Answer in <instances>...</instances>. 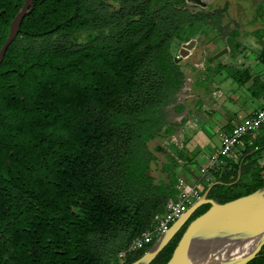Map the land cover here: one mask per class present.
<instances>
[{
  "label": "trees",
  "instance_id": "1",
  "mask_svg": "<svg viewBox=\"0 0 264 264\" xmlns=\"http://www.w3.org/2000/svg\"><path fill=\"white\" fill-rule=\"evenodd\" d=\"M183 1L34 0L0 65V264H129L151 247L120 261L176 195L186 156L169 155L167 183L149 173L148 141L172 131L163 109L184 82L172 46L225 11ZM23 3L0 0V48ZM83 31L94 34L75 42ZM236 155L214 173L223 183L209 197L221 203L264 186V127ZM187 226L151 264L171 258ZM247 264H264V246Z\"/></svg>",
  "mask_w": 264,
  "mask_h": 264
},
{
  "label": "rangeland",
  "instance_id": "2",
  "mask_svg": "<svg viewBox=\"0 0 264 264\" xmlns=\"http://www.w3.org/2000/svg\"><path fill=\"white\" fill-rule=\"evenodd\" d=\"M105 1L115 8L120 5V0ZM166 1L184 3L183 0H155V5ZM186 3L187 8L193 12L211 13L218 9L225 11L219 27L195 22L182 32L183 38H178L173 43L172 51L176 57L184 43L191 39L197 40L191 54L180 61L184 72L183 85L175 94L173 102L163 109V116L172 126V131L154 136L148 141V148L154 156L149 173L156 182L164 180L167 183L171 180L170 171L163 167L170 161L169 155H180L178 148L182 143L194 144L193 137L200 136L206 130H209V134L204 135L205 142L201 143L203 149L210 153L211 147H215L214 143H219L218 136L210 132L211 126L205 121L213 114L210 104L216 106L215 103L219 102L221 97L222 87L214 81V74L220 71V68L229 67L233 72L236 69L237 52L235 47L225 51L226 39L234 38L238 42L237 49L243 48V43L248 39L264 40V0H212L207 3L202 0H186ZM92 34L94 33L89 31L80 32L74 37V41L83 42ZM244 47L259 53V45L249 44ZM262 163L264 164V156Z\"/></svg>",
  "mask_w": 264,
  "mask_h": 264
},
{
  "label": "water",
  "instance_id": "3",
  "mask_svg": "<svg viewBox=\"0 0 264 264\" xmlns=\"http://www.w3.org/2000/svg\"><path fill=\"white\" fill-rule=\"evenodd\" d=\"M202 1L207 3L212 0ZM33 8L34 0H24L22 7L13 18L7 39L0 48V65L9 46L21 31L24 18ZM226 44L227 52L233 49L235 40L228 37ZM196 45V39L184 43L179 55L175 57L176 62L179 63L183 58L188 57ZM241 176L242 165L235 182H238ZM221 183L223 182L211 183L197 202L166 232L158 236L141 257L129 264H151L187 224L173 255L165 264H247L258 256L264 246V186L221 203L209 197L211 189ZM207 204L211 207L190 221L195 212Z\"/></svg>",
  "mask_w": 264,
  "mask_h": 264
},
{
  "label": "crops",
  "instance_id": "4",
  "mask_svg": "<svg viewBox=\"0 0 264 264\" xmlns=\"http://www.w3.org/2000/svg\"><path fill=\"white\" fill-rule=\"evenodd\" d=\"M263 41L262 38L245 41L243 48L241 47L236 50L238 61L235 65V71L233 72L229 67L220 68V71L213 76L214 81L219 83L222 88L219 102L215 103L216 106L210 104V107L213 108V114L208 116L205 121L207 125L211 126L212 131L210 132H214L219 140V143H214L213 141L215 147H211V152L220 144V134L222 132L229 130L234 124L249 116L258 107L264 105ZM236 43L237 41L235 40V45ZM249 44L259 45V53L253 52V49L244 47ZM257 78L259 79L258 84H256ZM255 84L256 86H254ZM207 133L209 134V130H206L200 136H194V144L183 145L182 143L179 146H184L186 156L182 158L178 157L177 159L178 167H176V172L178 177H183L191 183L199 181V167L207 163L211 153L206 152L203 149L204 147L201 146V143L205 142L204 135H207ZM172 156L176 158L177 155L172 153ZM163 169H166L165 165Z\"/></svg>",
  "mask_w": 264,
  "mask_h": 264
},
{
  "label": "built area",
  "instance_id": "5",
  "mask_svg": "<svg viewBox=\"0 0 264 264\" xmlns=\"http://www.w3.org/2000/svg\"><path fill=\"white\" fill-rule=\"evenodd\" d=\"M263 127L264 105L229 130L222 132L219 146L210 153L207 163L199 167V181L191 183L183 177H178L175 185L177 193L168 199L165 212L156 215L153 227L135 237L129 246L119 253L120 261L124 262L129 254L145 248L166 232L202 196L204 185L213 182L214 173L222 172L226 168L227 160L237 157V151L243 145L245 137L255 136Z\"/></svg>",
  "mask_w": 264,
  "mask_h": 264
},
{
  "label": "flooded vegetation",
  "instance_id": "6",
  "mask_svg": "<svg viewBox=\"0 0 264 264\" xmlns=\"http://www.w3.org/2000/svg\"><path fill=\"white\" fill-rule=\"evenodd\" d=\"M191 220V219H190ZM189 223V222H188Z\"/></svg>",
  "mask_w": 264,
  "mask_h": 264
}]
</instances>
